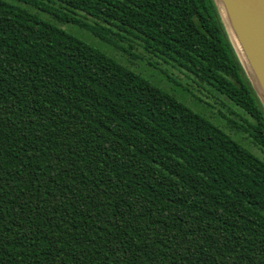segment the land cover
<instances>
[{"label": "trees", "instance_id": "16d2710c", "mask_svg": "<svg viewBox=\"0 0 264 264\" xmlns=\"http://www.w3.org/2000/svg\"><path fill=\"white\" fill-rule=\"evenodd\" d=\"M64 23L228 101L263 155ZM0 264H264V107L214 0H0Z\"/></svg>", "mask_w": 264, "mask_h": 264}, {"label": "rangeland", "instance_id": "374dc122", "mask_svg": "<svg viewBox=\"0 0 264 264\" xmlns=\"http://www.w3.org/2000/svg\"><path fill=\"white\" fill-rule=\"evenodd\" d=\"M41 18L48 20L50 22H53L52 19H50L45 14H40ZM62 28L67 30L68 32L74 34L75 36L83 39L84 41L88 42L89 44L99 48L100 50L104 51L105 53L115 56L117 59L122 61L123 63H126L129 66L132 67L136 72L141 73L143 76L149 78L152 82L157 84L159 87L168 90L169 92L175 94L180 100H182L186 105H188L190 108L195 110L196 112L202 114L203 116L207 117L209 120H211L214 124L222 128L226 133H231V137L238 141L239 143L243 144L241 141V138L243 137L245 143L257 154L260 156L263 155V152L260 148L256 146V144L253 141V138L249 135V132L240 130V128L236 129L234 126L229 124L227 122V119L224 116H221L220 114H225L226 116H229L230 118L236 120L238 123L242 124L241 116H244L239 111V114L233 113L228 109V101H225L226 104H224L220 99L212 96L209 92L203 90V88L198 85L195 82H190L187 87L195 90H199L201 92H192L188 93L186 90L182 92V87L185 86V84L179 83V80L177 78L184 80L188 79L187 75H185L184 72L178 71L172 66H164L162 63L156 61L153 58H148L144 60V57L147 56V53L143 50V48L138 44V42L132 41V46H129L128 50H124L123 48L114 47L113 45L104 43L100 41L98 38L94 37L91 33H89L87 30H84L74 24L71 23H64L63 25H60ZM114 45L119 46V42H115ZM130 52H133L134 54H131ZM148 62V63H147ZM148 65H147V64ZM172 72H171V71ZM168 77L173 80L174 82H177L178 85H172V81L168 80ZM168 80V81H166ZM171 83V84H170ZM207 104L203 103L206 102ZM219 114L220 118H217L216 115ZM216 117V118H215ZM246 117V115H245ZM219 121L221 124L225 126V128L229 131H226L221 124H219ZM242 137H234L232 134L236 135L238 133ZM244 145V144H243ZM245 146V145H244Z\"/></svg>", "mask_w": 264, "mask_h": 264}, {"label": "water", "instance_id": "95a60500", "mask_svg": "<svg viewBox=\"0 0 264 264\" xmlns=\"http://www.w3.org/2000/svg\"><path fill=\"white\" fill-rule=\"evenodd\" d=\"M235 53L264 107V0H214Z\"/></svg>", "mask_w": 264, "mask_h": 264}]
</instances>
